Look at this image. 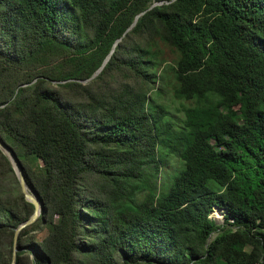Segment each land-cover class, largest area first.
<instances>
[{
  "label": "trees",
  "instance_id": "16d2710c",
  "mask_svg": "<svg viewBox=\"0 0 264 264\" xmlns=\"http://www.w3.org/2000/svg\"><path fill=\"white\" fill-rule=\"evenodd\" d=\"M0 139L43 205L17 264H264V0H0ZM34 211L0 149V264Z\"/></svg>",
  "mask_w": 264,
  "mask_h": 264
},
{
  "label": "rangeland",
  "instance_id": "374dc122",
  "mask_svg": "<svg viewBox=\"0 0 264 264\" xmlns=\"http://www.w3.org/2000/svg\"><path fill=\"white\" fill-rule=\"evenodd\" d=\"M166 55H167V58L169 61H171V59L174 58V54H172V52L169 49L166 50ZM169 63L170 62H168L167 64H169ZM165 65L163 66L162 70H160V72L162 71V73H160V72L157 73V76H159L160 74H162V75L166 74V76H168V77L170 76V78H172L173 76L169 73V71H165ZM221 73L226 74V71L221 70ZM161 81L157 82L156 88L161 87L163 89V91L161 92L160 95L154 94L155 100H156L157 104L163 106L166 109V112L168 114V119H170V122L173 123V125L176 129H178L179 127L182 126V117L184 114L183 113L184 110H186V108H188L190 106H193L194 103L190 102V101H186L185 99H183L179 95H177V86L175 85L174 81H170L168 79L164 80L162 82ZM167 152H169V153H168L167 158H166L164 165L162 167L161 174L158 177V190H159V192L161 190H163L164 182H167V184H168L172 181L173 177L176 175L178 169L181 166V161H180L179 157L174 152H171L170 150H168ZM141 196L139 197L140 199H142ZM213 212H215L214 209H213ZM213 212L211 213V216L213 215ZM225 217H226V215H225ZM220 218H222V217L220 216ZM226 221H227V219H226ZM227 222L233 223L232 220H228ZM49 231H50V226H47V228L44 232L36 234V239L38 241H42L47 236Z\"/></svg>",
  "mask_w": 264,
  "mask_h": 264
},
{
  "label": "water",
  "instance_id": "95a60500",
  "mask_svg": "<svg viewBox=\"0 0 264 264\" xmlns=\"http://www.w3.org/2000/svg\"><path fill=\"white\" fill-rule=\"evenodd\" d=\"M158 4H162V3H157L156 5H158ZM143 14H141V15H143ZM139 16L136 18V21L134 22V24L132 25V27L129 30H131L135 26ZM119 41H121V40H119ZM117 43L114 45L111 54L106 58L102 67L94 74V76L91 79L84 81L83 83H88L89 81H91L92 79H94L95 77H97L101 73V71L104 69L105 65L108 63L112 53L114 52V49H115ZM0 149L8 157V159L12 163L26 201L29 203H32L35 206V211H34L33 215L27 221L21 223L15 231L14 252H13L12 264H17V261H16L17 253H18L17 243H18L19 235L25 228L33 225L39 219V217L41 216V213H42L43 205H42V201L39 198V196L28 185L26 178H25L24 171H23L22 166H21V163L18 160V158L16 157L14 151L7 144H5L1 139H0ZM216 209L219 210L223 214L222 210L219 207H217V206L214 207V211ZM223 216L225 217V214H223ZM210 217L212 218V216H210ZM217 235H218V233H214L212 235V237L209 239L208 244H210Z\"/></svg>",
  "mask_w": 264,
  "mask_h": 264
}]
</instances>
